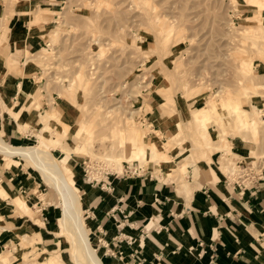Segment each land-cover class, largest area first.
Returning a JSON list of instances; mask_svg holds the SVG:
<instances>
[{
    "label": "rangeland",
    "instance_id": "374dc122",
    "mask_svg": "<svg viewBox=\"0 0 264 264\" xmlns=\"http://www.w3.org/2000/svg\"><path fill=\"white\" fill-rule=\"evenodd\" d=\"M255 1L62 0L55 11L44 8L47 10L43 14H57L49 35L56 28H60L61 33L46 47L49 51L44 48L37 53L40 48L47 46L48 36L47 42L28 59L29 68L40 69L41 82L31 92L36 95V99L28 98L27 103L34 102L38 112L39 107L41 110H48L53 104H58L57 109L68 112L75 123H63L60 132L54 131V128L51 130L52 124L49 122L42 126L35 124L32 128L34 135L39 138L41 130L47 128L44 142L56 159L65 163L62 159L63 151L57 149L61 147L55 146L53 149L49 141L52 136H56L55 133H62L65 143L74 147L71 151L80 156L83 162L86 161L92 176L102 170L122 173V167L107 161L106 157L120 152L125 155V151L128 152L130 148V144L125 148V144L131 143V135L136 131L147 144H153L152 148H155L157 141L165 143L170 140L168 145H162L165 150L161 153L164 155L165 152L168 156L170 154L172 161L175 159L179 164L189 158L198 159L203 154L206 155L203 152L221 150L222 158L224 157L220 160L221 167L225 172L231 171L238 165L231 158L227 137L243 133L238 127L239 117L243 114L237 113L235 117L230 114V110H250L244 115L247 119H252L255 115V120L260 125L261 119L256 111L264 110V10ZM7 3L13 5L10 0H0V12L5 17L0 18V33L6 32L3 22L8 24V16L3 9ZM9 11L14 12L13 9ZM61 20L65 22L61 23ZM39 21L44 22V18L41 17ZM5 41L6 39L0 41V47L4 46ZM18 60L19 66L22 61L20 57ZM60 90L65 93L62 94ZM157 91L168 94L165 109L175 113L174 117H178L180 122L174 123L171 113L164 115L162 105L155 102ZM72 96L75 97L76 104L66 98ZM44 99L47 106H44ZM170 100L174 101L171 106L168 104ZM8 105L10 107L12 101ZM4 106L0 102L2 113L8 108L7 105V108ZM148 107L152 109V119H159L157 122L152 120L159 129L156 131L152 124V132H158L154 131L152 138L148 135L150 128L141 120L145 115L150 117L147 114ZM154 111L158 114L154 115ZM196 111L212 114L208 126L212 138L209 135V139H204L201 135V128L193 121V113ZM54 112L58 113L56 110ZM131 112L133 115H130ZM11 113L20 123L21 119ZM163 122L167 127L162 125ZM177 124H181V129ZM141 128L144 129L143 132ZM115 129L117 133H114ZM0 131L7 136L1 120ZM160 132H174L175 140L171 137L172 133L167 135L166 140H162ZM82 133L88 134V142L85 144L75 140ZM249 133L256 139L261 138L260 133L246 134ZM213 138L215 142L212 144ZM6 140L11 145L25 148L41 144L37 137L30 143L12 142L8 138ZM184 141L183 155H180L181 149L171 152L175 150H171V145H179ZM209 141L211 147H203ZM79 144L80 151H77ZM90 144L92 147L88 148ZM197 147L203 152L197 153ZM189 148H192L191 152L187 150ZM258 158L259 152L255 153V164L258 163ZM208 159L211 160V155ZM19 160L22 158L6 162L0 156V166L18 165ZM24 162L29 167L30 176L41 182V186L35 191L37 196L35 193L31 195L37 198L36 203L32 204V210L31 204H28L30 211L23 214L34 217L38 208L37 200L45 196L44 192L51 196L53 216L56 204L62 214L57 191L46 183L33 166L25 160ZM125 162L129 161H124L123 164ZM163 162L161 164L167 168ZM140 165L145 166L146 162ZM85 167L82 163L72 169V186L79 195L82 187L78 179L86 177L83 176L86 173ZM76 179L80 191L76 188ZM79 181L82 184L83 181ZM82 196L85 197L83 194ZM52 197L56 199L53 200ZM80 199L82 203L81 195ZM87 204L86 210L84 205V220L85 217L89 218ZM61 225L59 219L54 217L56 244L48 249L49 252L40 249L39 240H32L31 236L29 241L26 240L27 243L21 241L23 254L19 264H41L51 257L58 258L60 264H76L71 256V243ZM89 233L91 234V229ZM4 251L3 257L10 259L11 250Z\"/></svg>",
    "mask_w": 264,
    "mask_h": 264
},
{
    "label": "crops",
    "instance_id": "0c3cea01",
    "mask_svg": "<svg viewBox=\"0 0 264 264\" xmlns=\"http://www.w3.org/2000/svg\"><path fill=\"white\" fill-rule=\"evenodd\" d=\"M10 1L13 5L7 3L3 8L4 14L8 16V24L3 22L6 32L0 33V41L6 39L4 46L0 47V102L3 106L4 102L8 106V108L4 106L7 108L5 113L0 109V120L3 122L8 140L30 143L37 137L39 143V138L34 135L32 129L35 124L42 126L49 122L52 124L51 130L54 128V131L60 132L63 123L66 125L75 123L68 112L57 109L58 104H53L48 110H41L39 107L38 112L34 102L27 103L28 98L36 99V95L31 92L35 91L41 82L40 69L29 68L28 59L47 42L48 36L47 46L40 48L37 53L48 47L54 42L55 36L61 33L60 28H56L53 34L49 35L57 14L54 12L43 14V12L47 9L55 11L62 0ZM18 2L21 4L19 5ZM9 9H13L14 12ZM3 17L0 12V18ZM41 17L44 18V22L39 21ZM64 22L61 20V23ZM18 57L22 61L19 66ZM158 91L155 102L162 105L164 115H169L171 110L165 109L168 94ZM61 92L65 93V91ZM66 98L76 104L74 96ZM10 101L12 105L9 107ZM44 103V106L48 105L45 99ZM173 103L174 101L170 100L168 104L171 106ZM55 110L59 114L54 112ZM240 111H244L245 114L250 112V110ZM11 112L21 119L20 123ZM256 112L261 119V125L255 120V115L252 119L242 115L239 117L238 127L243 133L227 137L231 158L238 166L254 165L255 153L259 152L258 163L254 166L262 177L248 188H242L235 182L230 171L225 172L222 169L220 160L223 151L219 148L215 149L220 151L210 153L203 152L197 147V153L203 152L206 155L188 160L183 157L185 161L179 164L175 159L172 161L171 155L168 156L165 152L163 156L154 155L153 144H147L137 131L132 133L131 143L126 142L125 148L127 144H130V148L128 152L125 151L124 157L130 160L137 147L143 148L147 154V162L141 174L130 176L125 171L111 172L109 176H104L105 181L110 184L105 189L100 184L90 182L86 177H78L83 181L81 184L78 179L82 187L81 192L86 199L80 192L83 210L84 205L86 210L88 203L89 218L85 217L86 230L91 244L93 246L95 244V249L103 263L264 264V110L257 109ZM147 114L150 116L148 117L150 121L159 120L158 117L152 119V109L149 107ZM156 114L158 113L154 111V115ZM171 114L174 123L180 122L178 117H174L175 113ZM208 114L210 119L206 128L212 138L208 127L212 114L210 112ZM234 116L236 117V114ZM244 122L248 123L246 129L242 127ZM162 125L167 127L164 122ZM155 129L159 130L157 127ZM247 132L260 133L261 138L256 139L250 133L246 134ZM160 133L162 140H166L167 135L171 133V137H174V132ZM55 134L56 136L52 137L65 141L62 133ZM152 135L150 134L149 137L152 138ZM87 136V133H82L75 140L85 144L88 142ZM169 141L165 143L157 141L154 147L164 151L165 147L162 145H168ZM211 141L213 144L215 139ZM185 143L184 141L179 145H171V150H175L170 151L173 153L181 149L180 155H183ZM81 144L77 151H80ZM52 146L55 149V146L60 145L54 143ZM66 146L71 150L74 149L69 144ZM203 147H206V143ZM192 148L187 150L191 152ZM57 149L63 151L59 147ZM63 153L64 168L72 172L75 165H82L83 160L76 153L72 151L69 154L64 151ZM209 155L211 160L208 159ZM135 161L141 164L139 160ZM161 162L165 163L167 168L163 167ZM184 173L186 175L180 177ZM30 174L24 159L19 160L18 165L0 166V184L8 195L7 197L0 195V264H19L23 254L21 241L22 239L29 241L30 236L32 240H39L40 249L44 251L49 252L48 249L56 244L53 219L55 217L61 222L62 214L56 204V212L53 216L51 196L44 192L45 196L38 198V208L34 217L23 214L27 212L18 204L17 200L20 197L31 204V210L32 204L36 203L37 198L31 195L40 188L41 182H37ZM78 183L76 179L75 185L79 190ZM37 195L35 193V196ZM29 196L32 198H28ZM52 199L56 198L52 197ZM120 223L124 228L118 227ZM88 228L91 229V234ZM7 249L11 250L13 259L3 257L4 250ZM51 258L59 261L56 257Z\"/></svg>",
    "mask_w": 264,
    "mask_h": 264
},
{
    "label": "bare ground",
    "instance_id": "6f19581e",
    "mask_svg": "<svg viewBox=\"0 0 264 264\" xmlns=\"http://www.w3.org/2000/svg\"><path fill=\"white\" fill-rule=\"evenodd\" d=\"M255 4L261 9L264 8V0H256ZM49 50L50 49L47 48L45 49V51ZM261 112L262 111H260V113ZM237 113H242L244 115L245 112L233 109L231 110L230 114L235 115ZM130 115H133V112H131ZM209 119L210 115L207 112L196 111L193 113V121L201 128V133L204 139H209V134L207 133L206 128ZM177 126L179 127V129H181V124H177ZM247 126L248 123L246 122L242 124V127H244L245 129ZM46 129L47 128L42 129L41 133L39 134V139L42 145L39 144L38 147L32 148L10 145L9 143H7L8 141L6 140V136L3 134L4 132L0 131V156H2V158H4L6 162H13L17 157L24 159L42 175V178L48 185H50L55 191H57L61 200L62 207V217L60 216L61 223L64 228L65 236L71 243L70 251L72 259L75 261V263L104 264L95 247L90 242V238L86 230L85 220L83 218V207L80 195L73 188L71 182V176L73 175V173L68 168H64V163L59 162L53 156L50 149L48 148V144L44 142ZM141 131L143 132L144 129L141 128ZM154 131L155 130H153V132ZM114 133H117L116 129ZM49 141L52 145L54 143L60 145L61 149L64 152H67L68 154L71 153V149L66 146L67 144L65 143V141L59 140L54 137H51ZM206 145L208 148L211 147V141L207 142ZM91 147L92 144L88 145V148ZM161 152L162 151H160L156 147L152 148V153H154V155L157 154L159 156H163ZM146 157L147 154L145 153L144 149L137 147L134 150L133 156L130 160H126L122 152L117 155L110 154L106 157V159L111 163H116L121 168L123 167L124 161L134 162L135 160H139L141 164H144L145 162H147ZM166 160L168 159L166 158ZM8 165H10V163ZM235 168L236 167L234 166V168L231 169V174L235 172ZM123 170L124 167L122 168V172ZM0 195L2 197L8 196L2 188L1 184ZM17 201L18 204L26 212L30 211V207L25 198L20 197ZM22 241L23 243H27L25 239H22ZM41 264H60V262L55 258H50L49 260Z\"/></svg>",
    "mask_w": 264,
    "mask_h": 264
},
{
    "label": "built area",
    "instance_id": "2783aa9c",
    "mask_svg": "<svg viewBox=\"0 0 264 264\" xmlns=\"http://www.w3.org/2000/svg\"><path fill=\"white\" fill-rule=\"evenodd\" d=\"M141 120L144 125H147L150 128V132H148V135L152 134V121H150L147 117V115L141 117ZM155 128V126H153ZM85 164V169L86 173L84 176L90 181L94 182L96 184H100L102 188H108L110 184H108L104 176H109L112 171H99L97 172L96 176H92L90 170H88L86 161L83 162ZM124 164V170L125 173L131 175H139L144 171V166H141L139 163H130V162H125ZM255 165V164H254ZM248 164H242L239 165L235 168V172L232 174L235 178V182L239 184L242 188H248L252 184L258 182V180L262 177V174L258 171L257 167ZM118 227L124 228L123 224L120 223Z\"/></svg>",
    "mask_w": 264,
    "mask_h": 264
}]
</instances>
